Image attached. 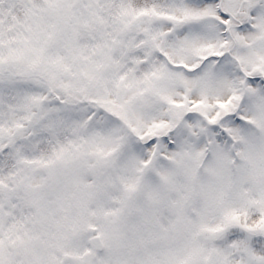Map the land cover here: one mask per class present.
Returning a JSON list of instances; mask_svg holds the SVG:
<instances>
[{"label": "snow or ice", "instance_id": "1", "mask_svg": "<svg viewBox=\"0 0 264 264\" xmlns=\"http://www.w3.org/2000/svg\"><path fill=\"white\" fill-rule=\"evenodd\" d=\"M0 264H264V0H0Z\"/></svg>", "mask_w": 264, "mask_h": 264}]
</instances>
